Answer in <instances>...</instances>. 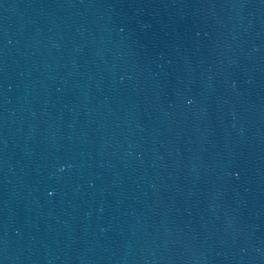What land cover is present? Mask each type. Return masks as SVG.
I'll return each instance as SVG.
<instances>
[{
  "label": "water",
  "instance_id": "95a60500",
  "mask_svg": "<svg viewBox=\"0 0 264 264\" xmlns=\"http://www.w3.org/2000/svg\"><path fill=\"white\" fill-rule=\"evenodd\" d=\"M0 264H264V0H0Z\"/></svg>",
  "mask_w": 264,
  "mask_h": 264
},
{
  "label": "clouds",
  "instance_id": "9594fccd",
  "mask_svg": "<svg viewBox=\"0 0 264 264\" xmlns=\"http://www.w3.org/2000/svg\"><path fill=\"white\" fill-rule=\"evenodd\" d=\"M189 103H192V101H189ZM61 170H63V169H61Z\"/></svg>",
  "mask_w": 264,
  "mask_h": 264
}]
</instances>
